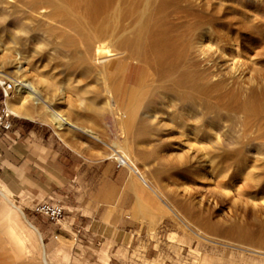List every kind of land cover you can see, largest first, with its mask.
<instances>
[{"label": "rangeland", "instance_id": "rangeland-1", "mask_svg": "<svg viewBox=\"0 0 264 264\" xmlns=\"http://www.w3.org/2000/svg\"><path fill=\"white\" fill-rule=\"evenodd\" d=\"M33 1L0 0V72L12 85L7 97L0 84V110L22 73L44 78L49 91L36 96L40 107L93 130L100 141L35 121L71 149L127 169L117 168L112 156L119 132L109 109L98 115L82 103L113 107V92L105 90L113 74L108 71L106 86L85 65L78 43L84 33L78 25L91 31L110 26L118 0ZM125 1L121 13L132 3ZM148 8L144 48L152 43L146 55L155 58L147 57V73L133 61L121 65L116 97L123 112L128 87L147 77L137 96L130 152L148 181L139 204L148 235L142 231V242L119 243L101 255H78L71 233L35 213V203L23 210L9 193L39 239L27 229L20 235L11 218L12 237L31 252L16 261L2 243L0 264H264V0H152ZM90 13L102 14L95 20Z\"/></svg>", "mask_w": 264, "mask_h": 264}, {"label": "crops", "instance_id": "crops-1", "mask_svg": "<svg viewBox=\"0 0 264 264\" xmlns=\"http://www.w3.org/2000/svg\"><path fill=\"white\" fill-rule=\"evenodd\" d=\"M0 182L23 210L42 201L61 205L55 224L76 238L78 255H101L148 235L149 225L140 222L147 216L140 179L111 159L71 149L37 121L13 115L11 130L0 133Z\"/></svg>", "mask_w": 264, "mask_h": 264}, {"label": "bare ground", "instance_id": "bare-ground-1", "mask_svg": "<svg viewBox=\"0 0 264 264\" xmlns=\"http://www.w3.org/2000/svg\"><path fill=\"white\" fill-rule=\"evenodd\" d=\"M118 2L121 4L120 0H118ZM151 2L152 0H132V3H130L131 5H127L128 6L127 9H125L126 8L125 6L124 9L126 11L125 12L123 11L122 13L120 12L121 7L119 6L120 4L118 3L117 11L116 12L114 11L115 13H110L111 14L109 16L111 18L110 26L108 23L104 26L99 27L96 30L91 31V29L85 28L84 23L78 25L84 32L80 34L78 43L83 45V51L81 53V57L84 60L87 68L89 67L93 70H96L99 75L103 76L104 83L106 86L108 85L107 83L108 71L111 72V74H113L112 77L113 84L111 86L108 85L107 88L105 87L107 94H110L111 91L113 92L112 93V96H114V98L112 97L113 107L107 102H104L101 105H97L94 103V100H86V101L84 100L82 101V103L84 102L83 105L87 109L92 110L95 113H98V115L105 112L106 109L107 110L109 109L111 115H113L114 117L113 126H115V129H117L119 132L118 134L119 137L117 138L116 136L117 140L112 143L113 145L112 148H114L112 149L113 150L112 156L115 161L122 160L124 162V167L129 169L132 174L137 175L144 187H148V181L141 173L138 172L137 168L135 167L134 165L135 161L132 159L130 146H131V139L134 137V133L132 129L135 128L134 126L136 122L135 114L137 109L136 107V103L138 99L137 96L139 95V92L142 91L144 87H146L145 82L147 77L142 75L137 84V87H133V86L128 87L125 93V103L123 105V109H124L123 112L117 106L116 97L117 95H119L118 94L119 88L123 81L122 80L123 69L121 65L123 64L128 65L129 61H133L136 64H141L140 66L141 67L143 66V68L145 69V70L143 69L144 72L146 71L148 72L146 67L150 59L153 57L150 58L146 55V51L148 50L145 51V48L147 47L148 44L145 45L146 44L145 33L146 31L149 30V29L147 30V28H149L148 16L150 14L148 15L147 12ZM162 6L160 8H162ZM102 10H104V7L102 4H99L97 12H101ZM100 14L102 13H90L93 19L99 17ZM151 29H153V27H151ZM155 42L160 43L159 41H155ZM150 45L151 48L150 46L149 48L153 49L152 43H150ZM150 49L148 52H150V55H152V50ZM153 54L155 55L156 53ZM147 57L150 59L148 60ZM20 77H22L20 80L12 81L14 95L12 99L10 98L7 99L8 100L7 108L10 113H12L15 117L28 118L29 120L31 119L34 121L40 120L42 122H45L46 124H50L60 132L79 130L89 139H92L94 141H100L98 135L93 130L83 129V128L79 129L77 126L72 124L67 118H65L61 112H58L56 110L44 111L43 109H45L46 107L42 106L43 109L40 107V103L38 102L39 98H36V96L40 91L44 93L47 92L49 87L47 81H45L44 78L43 80L42 79L33 80L25 72L22 73ZM4 80H10V79L7 74L0 72L1 85L4 83ZM7 194H9L8 190L0 182V245L3 243L8 247H10V250L13 251L14 253L13 255L15 260L18 261L23 257L29 255L31 251L28 250L23 245V243L21 244L20 240L14 239L12 237L11 224L9 223V221L14 220V225L18 228L20 235L23 236L22 231H24V229H27L33 236L36 237V239H39V236L35 228L28 222V220L26 219L20 208L16 207L11 203ZM11 218L14 219L12 220ZM39 255L40 257H43L44 254L42 249Z\"/></svg>", "mask_w": 264, "mask_h": 264}, {"label": "built area", "instance_id": "built-area-1", "mask_svg": "<svg viewBox=\"0 0 264 264\" xmlns=\"http://www.w3.org/2000/svg\"><path fill=\"white\" fill-rule=\"evenodd\" d=\"M12 85L10 83L4 82L1 85L2 91L5 96L11 90ZM12 118L13 114L4 107L0 110V133H6L12 128ZM117 168L124 167V162L122 160L115 161ZM33 211L39 215L44 216L51 223H57L63 213V208L58 203H53L51 201H42L35 203L33 206Z\"/></svg>", "mask_w": 264, "mask_h": 264}]
</instances>
